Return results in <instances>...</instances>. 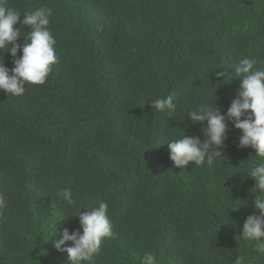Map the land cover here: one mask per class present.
Listing matches in <instances>:
<instances>
[{"label":"trees","instance_id":"trees-1","mask_svg":"<svg viewBox=\"0 0 264 264\" xmlns=\"http://www.w3.org/2000/svg\"><path fill=\"white\" fill-rule=\"evenodd\" d=\"M7 3L21 14L52 10L59 63L22 96L0 90V264H71L52 241L82 232L74 215L101 201L115 235L89 264H141L146 253L157 264H235L239 255L264 264L242 236L259 214L247 174L256 151L239 146L242 130L229 121L211 167L177 168L164 144L184 134L203 141L207 121L188 114L215 103L226 115L242 83L229 67L243 58L264 67V0ZM20 56L3 53L6 67ZM169 94L171 117L149 103ZM66 188L72 205L57 196Z\"/></svg>","mask_w":264,"mask_h":264},{"label":"clouds","instance_id":"clouds-1","mask_svg":"<svg viewBox=\"0 0 264 264\" xmlns=\"http://www.w3.org/2000/svg\"><path fill=\"white\" fill-rule=\"evenodd\" d=\"M52 10L37 8L26 10L21 14L8 5L7 0H0V90L11 96L25 94L27 85H42L59 63L56 52V38L50 28ZM24 19L21 21V16ZM20 27H16V25ZM30 27L24 34L28 43L21 45L18 40L22 36V28ZM14 67L10 70L5 65L3 53H10L17 57ZM256 59L243 58L229 67L234 77L242 81L237 97L232 101L224 115L215 103H202L188 114L193 123L207 121L204 128L206 138L184 134L182 137L164 143L170 150V160L177 168L186 169L190 163L196 167L207 164L213 166L222 155L218 149L225 146L229 131V121L242 135L239 138L241 148L255 149L256 156L247 174L254 178L253 191L259 195L255 198L254 206L259 214L247 217L242 236L251 243L255 253H264V67H257ZM217 78L224 76L222 72H213ZM175 95L169 94L166 98L151 100L153 110L164 112L172 116L177 111L174 103ZM148 103V104H149ZM58 198L67 205L74 203L73 193L66 188L57 193ZM7 207V201L0 194V215ZM86 212L79 210L77 215L82 232L77 230L70 234L65 229L62 238L54 239L53 245L57 251H66L71 264H89L94 254L99 252L105 238L114 237L113 226L109 216V204L101 201L98 206L84 207ZM56 236V235H54ZM71 241L73 246L64 247ZM245 257L239 255L235 264H244ZM141 264H157L154 254L146 253Z\"/></svg>","mask_w":264,"mask_h":264}]
</instances>
